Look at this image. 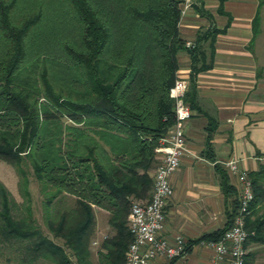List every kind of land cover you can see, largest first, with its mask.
Here are the masks:
<instances>
[{
	"label": "trees",
	"instance_id": "1",
	"mask_svg": "<svg viewBox=\"0 0 264 264\" xmlns=\"http://www.w3.org/2000/svg\"><path fill=\"white\" fill-rule=\"evenodd\" d=\"M182 1L0 0V160L16 169L26 198L29 162L45 194L48 228L62 244L44 234L29 211L15 217L1 183L0 243L23 240L32 257L54 264H124L132 239L130 204L149 199L155 148L174 122L169 88L177 77L178 53L185 50L190 57L185 100L192 109L196 76L212 66L215 38L225 31L213 22L186 48L178 27ZM253 29L258 30V16ZM55 47L62 56L54 55ZM215 128L210 119L209 132ZM216 170L226 225L198 240L219 239L237 206L228 173L219 165ZM249 176L254 199L247 240L264 242V162ZM63 193L75 205L51 217L48 209ZM93 206L109 211L113 231L100 242L96 263L90 248Z\"/></svg>",
	"mask_w": 264,
	"mask_h": 264
},
{
	"label": "crops",
	"instance_id": "2",
	"mask_svg": "<svg viewBox=\"0 0 264 264\" xmlns=\"http://www.w3.org/2000/svg\"><path fill=\"white\" fill-rule=\"evenodd\" d=\"M219 4L220 0H191L178 24L184 40H194L213 22L225 28L215 38L212 66L198 72L195 79L196 107L185 124L187 151L171 175L174 192L165 208L161 231L168 237L181 234L192 244L180 257L169 260L157 256L150 264H227V260L215 257L214 248L206 240H198L223 228L227 221V203L216 165L226 170L222 162L235 158L250 172L264 162V39L260 38L264 0H224L223 12ZM196 6H202L213 19L201 15ZM178 64V74L189 78L187 51L178 53ZM210 119L216 124L212 133L208 129ZM229 179L235 187L234 179ZM93 208L96 237L92 236L91 244L97 241L99 246L113 231L108 223L109 211ZM245 245L249 264H264V242L247 240Z\"/></svg>",
	"mask_w": 264,
	"mask_h": 264
},
{
	"label": "built area",
	"instance_id": "3",
	"mask_svg": "<svg viewBox=\"0 0 264 264\" xmlns=\"http://www.w3.org/2000/svg\"><path fill=\"white\" fill-rule=\"evenodd\" d=\"M191 0L181 2V15ZM185 47H194L193 39L185 40ZM189 78L179 75L169 88L173 100L174 122L155 148L158 164L153 172V187L147 200H134L127 215L128 229L132 239L125 253L124 264H150L157 256L174 259L187 252L188 240L181 234L172 237L161 235L165 225V208L173 195L171 175L180 165L187 151L185 124L192 116V109L185 100ZM230 177L234 179L237 206L229 226L217 240H206L214 248L215 257L227 260V264H244L247 254L246 241L250 231L246 219L254 199L249 172L242 169L235 158L223 162ZM97 241H93L96 244Z\"/></svg>",
	"mask_w": 264,
	"mask_h": 264
},
{
	"label": "rangeland",
	"instance_id": "4",
	"mask_svg": "<svg viewBox=\"0 0 264 264\" xmlns=\"http://www.w3.org/2000/svg\"><path fill=\"white\" fill-rule=\"evenodd\" d=\"M260 29V25H259ZM261 39H264V28H262ZM54 55L62 56L61 50L57 47L53 50ZM24 168L28 172L30 182L28 184L29 196L24 197L19 189V175L16 169L0 160V183L5 186L8 191L12 214L19 218L31 213L34 223L38 226L44 234L52 238L54 241L62 244L61 238L53 236L49 230L46 221V209L44 206L45 194L40 188V184L33 176L32 168L28 161L24 164ZM75 205V198L71 194L63 193L53 201L49 207L51 217L57 215L61 210L72 209ZM0 210H1V197H0ZM1 221V220H0ZM95 233V229H94ZM94 236V235H93ZM96 236H94L95 238ZM98 244H91V259L94 263L97 261ZM0 264H54L52 261L38 257L34 258L26 247V242L18 239L3 240L0 243Z\"/></svg>",
	"mask_w": 264,
	"mask_h": 264
}]
</instances>
